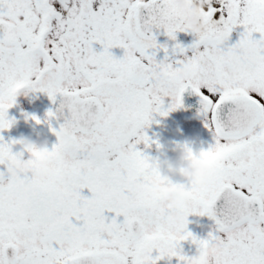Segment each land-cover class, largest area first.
I'll use <instances>...</instances> for the list:
<instances>
[{
    "label": "snow or ice",
    "instance_id": "1",
    "mask_svg": "<svg viewBox=\"0 0 264 264\" xmlns=\"http://www.w3.org/2000/svg\"><path fill=\"white\" fill-rule=\"evenodd\" d=\"M258 12L264 0H211L204 34L188 48L174 43L169 49L157 44L160 30L173 42L178 32L189 33L172 27L169 0H0V132L15 123L8 110L18 94L42 92L53 103L59 96V107L44 121L57 143L34 155L64 157L50 183L13 179L6 172L18 142L0 137V264H158L173 257L190 264L180 248L188 240L198 254L216 245L217 264H264V27L255 24ZM237 28L243 29L239 42L225 47ZM114 48L124 50L122 58L111 54ZM179 72L191 79L181 81ZM189 90L213 135L214 144L199 152L211 178L199 187L180 186L183 221L172 224L149 191L156 177L144 153L153 143L145 129L154 113L166 117L182 108ZM61 117L59 130L52 129ZM190 215L214 222L206 239L187 231Z\"/></svg>",
    "mask_w": 264,
    "mask_h": 264
},
{
    "label": "flooded vegetation",
    "instance_id": "2",
    "mask_svg": "<svg viewBox=\"0 0 264 264\" xmlns=\"http://www.w3.org/2000/svg\"><path fill=\"white\" fill-rule=\"evenodd\" d=\"M242 32V28L235 29L226 42L225 47L238 43ZM254 38L259 39V34H254ZM156 39L158 45H167L171 49L174 43H179L183 47L188 48L196 37L191 33L178 32L176 41L173 42L163 32L156 36ZM93 47L97 52L103 50L99 44ZM111 54L115 58L120 59L124 55V50L114 48L111 49ZM164 56L165 53L161 50L157 52L156 58L161 61ZM52 103L48 96L42 92H30L27 98L22 93L18 94L15 105L8 110V118L15 121V123L10 129L4 131L3 142L12 144L13 141L27 140L45 144L47 149L51 150L57 143V137L49 128V124L44 123V121L49 111L55 112L59 107V105L52 107ZM169 103L170 101L166 99L163 110L167 111ZM200 107L199 97L192 94L189 90L183 95L182 108L169 112L166 117L158 113L153 114L151 125L145 129V134L153 142L151 147L144 149V153L149 157L150 162L165 158H175L178 150L184 148V146L199 154V152L208 150L214 144L212 133L204 126ZM33 116L37 117L41 123L36 124L34 120L30 119ZM63 122L62 118L52 120V129L57 130L55 125L60 126ZM20 150L21 146L19 143L13 144L14 153ZM26 157L27 154H25ZM0 171H5L3 166H0ZM82 195L90 196V193L85 190ZM107 215L112 216L114 214ZM213 228L214 222L206 216L190 215L188 217L187 231L191 232L197 239H206ZM180 248L182 254L186 257H193L198 254V249L191 240L182 242ZM157 255L158 253L154 252L153 258ZM158 264H178V261L175 257L171 260L164 258L159 260Z\"/></svg>",
    "mask_w": 264,
    "mask_h": 264
},
{
    "label": "clouds",
    "instance_id": "3",
    "mask_svg": "<svg viewBox=\"0 0 264 264\" xmlns=\"http://www.w3.org/2000/svg\"><path fill=\"white\" fill-rule=\"evenodd\" d=\"M211 0H169V7L173 9L172 27L183 28L195 37L202 36L205 32L203 15L205 5H210ZM255 24L264 27V12H258L255 17ZM177 78L181 81H189L190 74L187 72L177 73ZM235 79V73H232ZM88 86L86 82H82ZM30 91H25L22 95L27 98ZM78 140H88L89 137L77 136ZM21 150L15 152L16 158L12 161L11 167L6 175L10 178L30 177L38 184L50 183L56 178L57 166L64 157L52 159L39 158L34 153L43 154L47 149L45 144L21 140L18 142ZM25 154L27 157L25 158ZM152 173L156 180L149 189L151 194L159 200L161 215L166 221L178 224L183 221L181 210L186 205V200L180 186L199 187L207 183L211 178V172L199 159V154L194 151H187L185 148L178 150L175 158H165L152 162ZM151 231L152 226L148 225ZM243 231V228L236 230V233ZM234 233V234H236ZM18 257L25 255L22 244L17 245ZM218 248L216 245L210 246L205 253L190 257V264H217Z\"/></svg>",
    "mask_w": 264,
    "mask_h": 264
},
{
    "label": "water",
    "instance_id": "4",
    "mask_svg": "<svg viewBox=\"0 0 264 264\" xmlns=\"http://www.w3.org/2000/svg\"><path fill=\"white\" fill-rule=\"evenodd\" d=\"M161 33H163V30H160L157 34H161ZM61 100H62V98L61 97H57L56 98V102L54 103V104H60L61 103ZM62 118V117H61ZM63 119V118H62ZM0 136H3V131L2 132H0ZM9 254L11 255V250H9Z\"/></svg>",
    "mask_w": 264,
    "mask_h": 264
},
{
    "label": "rangeland",
    "instance_id": "5",
    "mask_svg": "<svg viewBox=\"0 0 264 264\" xmlns=\"http://www.w3.org/2000/svg\"><path fill=\"white\" fill-rule=\"evenodd\" d=\"M231 47V46H230Z\"/></svg>",
    "mask_w": 264,
    "mask_h": 264
}]
</instances>
